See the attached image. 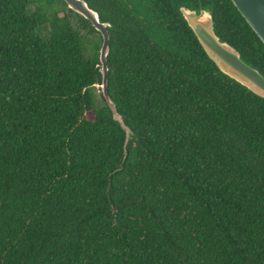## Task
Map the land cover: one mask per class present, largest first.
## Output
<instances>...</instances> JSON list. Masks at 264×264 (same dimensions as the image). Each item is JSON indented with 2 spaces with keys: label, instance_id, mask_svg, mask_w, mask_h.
I'll list each match as a JSON object with an SVG mask.
<instances>
[{
  "label": "trees",
  "instance_id": "trees-1",
  "mask_svg": "<svg viewBox=\"0 0 264 264\" xmlns=\"http://www.w3.org/2000/svg\"><path fill=\"white\" fill-rule=\"evenodd\" d=\"M85 1L110 23L107 90L134 135L124 158L90 22L0 0V264H264V98L179 6L209 7L263 75L264 43L231 0Z\"/></svg>",
  "mask_w": 264,
  "mask_h": 264
},
{
  "label": "water",
  "instance_id": "water-1",
  "mask_svg": "<svg viewBox=\"0 0 264 264\" xmlns=\"http://www.w3.org/2000/svg\"><path fill=\"white\" fill-rule=\"evenodd\" d=\"M68 9L87 19L94 29L101 35L102 41L99 48V71L101 94L112 112V119L121 126L125 132L124 158L126 146L133 137V132L126 125L122 115L118 112L116 103L112 100L107 90V55L109 53V22L101 21L96 10L89 7L85 0H63ZM253 31L264 43V0H231ZM188 26L194 32L200 45L216 64L218 69L235 82L239 83L257 96L264 98V75L258 68L245 61L239 51L227 41L218 36L213 27L212 11L209 7L190 8L186 5L179 6Z\"/></svg>",
  "mask_w": 264,
  "mask_h": 264
},
{
  "label": "rangeland",
  "instance_id": "rangeland-1",
  "mask_svg": "<svg viewBox=\"0 0 264 264\" xmlns=\"http://www.w3.org/2000/svg\"><path fill=\"white\" fill-rule=\"evenodd\" d=\"M33 5L30 6V8H32ZM58 7L60 8H64L66 10V6L62 5L61 3L58 4ZM49 11V10H48ZM51 12H49L50 14ZM71 23L73 24V26H77L76 24V18L74 15H71ZM40 32L43 36H47L49 35V29L47 25H44L41 27ZM82 33L86 36V48H87V53L90 54L93 49L95 48V46L98 45V47L100 48L101 45V40H100V36L98 33L96 32H89L87 30H82ZM100 87L99 84H96L95 89H94V93H95V99H96V104L97 105H101L103 103V101L100 98ZM88 116H90V114H88Z\"/></svg>",
  "mask_w": 264,
  "mask_h": 264
},
{
  "label": "flooded vegetation",
  "instance_id": "flooded-vegetation-1",
  "mask_svg": "<svg viewBox=\"0 0 264 264\" xmlns=\"http://www.w3.org/2000/svg\"><path fill=\"white\" fill-rule=\"evenodd\" d=\"M91 24V23H90ZM97 32V31H96ZM98 33V32H97ZM102 41V40H101Z\"/></svg>",
  "mask_w": 264,
  "mask_h": 264
}]
</instances>
